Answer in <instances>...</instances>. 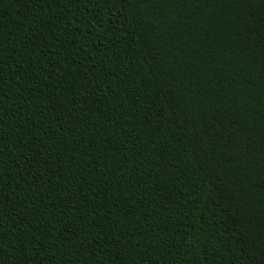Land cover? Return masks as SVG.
I'll return each mask as SVG.
<instances>
[{
	"label": "trees",
	"instance_id": "obj_1",
	"mask_svg": "<svg viewBox=\"0 0 264 264\" xmlns=\"http://www.w3.org/2000/svg\"><path fill=\"white\" fill-rule=\"evenodd\" d=\"M0 264H264V0H0Z\"/></svg>",
	"mask_w": 264,
	"mask_h": 264
}]
</instances>
